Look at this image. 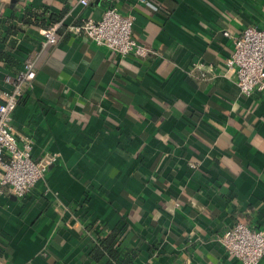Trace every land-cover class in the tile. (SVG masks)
<instances>
[{"label": "crops", "instance_id": "1", "mask_svg": "<svg viewBox=\"0 0 264 264\" xmlns=\"http://www.w3.org/2000/svg\"><path fill=\"white\" fill-rule=\"evenodd\" d=\"M146 1L156 9L0 0V100L34 53L10 124L36 162L54 157L22 197L3 188L0 264H106L91 245L112 230L129 264H240L215 237L236 222L264 234V89L242 95L224 66L231 38L264 25V0ZM106 6L133 16L148 55L114 56L71 30Z\"/></svg>", "mask_w": 264, "mask_h": 264}, {"label": "built area", "instance_id": "2", "mask_svg": "<svg viewBox=\"0 0 264 264\" xmlns=\"http://www.w3.org/2000/svg\"><path fill=\"white\" fill-rule=\"evenodd\" d=\"M89 1L77 0V3L86 6ZM140 1L150 9H156L151 2ZM132 21L133 16L119 14L112 6H106L98 20L83 18L71 30L82 32L88 40L105 47L114 56L130 54L144 57L151 51L131 38ZM57 26L58 22L41 31V47L55 42ZM222 35L227 36L228 33L223 31ZM35 56L33 53L23 58L21 70L16 76H5V81H9L11 86L0 100V194L6 188L15 197L25 195L54 160L51 156L44 162H36L30 153L31 139L26 135H16L10 124L22 86L31 87ZM224 66L227 70H233L234 84L242 95L264 89V25H247L231 38V50L224 60ZM215 242L227 257L236 259L240 264H257L264 258L263 232L241 222L223 229L215 237Z\"/></svg>", "mask_w": 264, "mask_h": 264}, {"label": "trees", "instance_id": "3", "mask_svg": "<svg viewBox=\"0 0 264 264\" xmlns=\"http://www.w3.org/2000/svg\"><path fill=\"white\" fill-rule=\"evenodd\" d=\"M58 21V20H55ZM54 23V22H53ZM58 26L55 29V33ZM113 231V232H112ZM110 231L105 236H98L97 240L93 242L91 245V252L93 258L96 260L98 259L103 253H106L108 255V262L106 264H129L131 262V259L133 257V254L124 250L123 252H118L112 247H109V245L112 243V241L116 237V231L114 230Z\"/></svg>", "mask_w": 264, "mask_h": 264}]
</instances>
